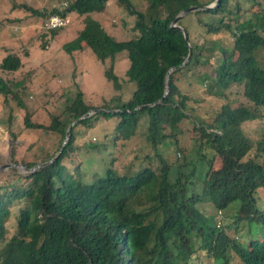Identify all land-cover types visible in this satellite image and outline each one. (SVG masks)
<instances>
[{"label":"trees","instance_id":"1","mask_svg":"<svg viewBox=\"0 0 264 264\" xmlns=\"http://www.w3.org/2000/svg\"><path fill=\"white\" fill-rule=\"evenodd\" d=\"M116 1L135 18L134 38L117 41L90 16L102 13L109 0H63L59 9L38 13L45 19L43 32L52 36L63 27L47 29L50 16L68 24L69 13L83 16L82 29L63 45L64 52L87 48L96 60L104 61L125 51L129 61L125 75L136 90L126 104L113 108L120 112L94 114L74 125L53 163L29 174L15 168L0 173V264H190L194 260L196 264H264V135L252 144L241 126L256 120L259 108L264 113V9L258 0H220L215 9L183 18L192 19L198 32L210 37L209 48L220 54L212 76H203L209 94L224 97L231 84L242 85L244 97L254 107H221L208 123L192 114L187 105L190 97L180 93L175 81L193 65L209 63V58H202L203 44L191 40L182 19L176 25L185 30L187 42L171 27L181 11L203 4L146 0L147 11L141 13L129 0ZM225 36L232 39L231 48L214 41ZM188 44L191 57L169 76V93L163 97L165 74L184 61ZM21 67L20 57L13 54L0 63V70L7 73ZM106 78L113 88L120 87L111 69ZM9 85L0 79V104L13 101L24 111L17 92L23 82L12 83L11 89ZM82 97L77 91L64 116L50 113L46 125L24 112L22 130L59 136L56 150L41 163L58 152L67 126L92 110ZM140 106L146 107L132 113ZM12 112L18 111L11 107ZM141 116L147 119L145 141L154 149L153 157H144L146 162L129 163L127 172L106 165L92 180L79 168L66 167L64 161L78 150L75 139L79 134L86 137L93 122L99 119L105 133L104 124L108 128L115 120L114 132L105 136L126 142L135 135ZM186 120H191L195 138L189 150H182L178 136ZM169 145L173 154L181 152L179 162L163 157L161 149L167 151ZM88 147L99 149L96 142L88 141ZM191 151L196 155L188 159ZM20 165L30 169L36 164Z\"/></svg>","mask_w":264,"mask_h":264},{"label":"rangeland","instance_id":"2","mask_svg":"<svg viewBox=\"0 0 264 264\" xmlns=\"http://www.w3.org/2000/svg\"><path fill=\"white\" fill-rule=\"evenodd\" d=\"M62 1L0 0V63L6 55L13 54L20 57L22 64V67L15 73L0 70V79L10 84V89L12 83L23 82V87L17 92L25 105L24 111L17 109L13 101L10 105L7 104L9 100L6 101V104L1 105L6 111L4 110L0 115V124L6 129L0 130V157H2L0 163H5L8 160V151L11 150L13 151L12 157L10 156L11 161H15L19 165L21 162L41 163L46 154L52 153L54 148L56 150L59 142L58 135L42 131L22 130L18 126L13 127L14 121L19 122L18 117L22 121L23 117L18 115L27 111L31 114L34 122L39 121L46 125L50 121V113L64 116L65 107L75 98L77 91L83 94L82 102L86 107L113 110L116 106L126 104L136 90V85L125 75L129 66L125 51L104 61L96 60L87 48L71 54L64 52L63 45L72 41L78 31L82 29L83 16L71 12L67 15L69 19L67 26L56 29L53 36L50 31L43 32L41 27L45 19L38 13H49L51 9H59ZM129 1L135 11L141 13L147 11L146 0ZM198 1L203 6H209L214 0ZM258 2L264 9V0H258ZM28 7L33 10H28ZM90 16L117 41H125L136 36L131 31L134 16H131L116 0H109L102 13ZM182 20L191 40L203 44L202 58H209V63L195 64L176 76L175 83L180 93L188 95L191 99L187 105L192 108V114L200 116L210 123L221 107L246 106L254 108L244 97L242 85L231 84L224 92V97H214L209 94V84L205 78L203 79V76H212L213 70L220 60V54L209 48L211 46L210 37L200 34L192 19ZM214 41H218L227 48L232 46V39L229 36L222 39L217 37ZM262 56L264 58V52H262ZM110 69L118 77L120 87L117 89L113 88L112 82L106 78V73ZM11 107L15 108L18 113L13 115L12 112L11 115ZM10 116L12 118L11 127H7V119ZM98 121L99 119L93 122L92 128L86 132V137L85 135L81 137L82 135L79 134L75 139L74 144L78 150L70 153V159L64 161L69 170L77 167L86 179L92 180L94 175L105 170L106 165H110L114 170L127 172L129 163L133 161L134 164L143 163L146 162L145 156H154V149L145 141L146 116L140 117L135 135L126 142L113 141V137L105 136V134L114 132L115 120L109 123L110 127L108 128H106L107 124H104L105 133ZM241 126L242 132L249 142L257 143L264 135L262 109L259 108V116L256 120ZM191 129V120H186L181 124L182 134L178 136V140L179 148L182 150H189L192 145L195 132ZM79 131L84 133L83 129ZM9 141L11 142L10 146L8 145ZM88 141L96 142L99 149H90ZM121 145L123 146L121 147ZM166 150L161 149V152L168 162H172L174 159L179 162L181 152L173 154V148L170 145ZM135 155L138 157L137 160L134 159ZM195 155V152L191 151L188 159H192ZM206 155L211 157V152ZM71 161L74 164H71ZM259 204L261 205V203ZM205 210L208 213H213L210 207H205ZM196 263L194 260L190 264Z\"/></svg>","mask_w":264,"mask_h":264},{"label":"water","instance_id":"3","mask_svg":"<svg viewBox=\"0 0 264 264\" xmlns=\"http://www.w3.org/2000/svg\"><path fill=\"white\" fill-rule=\"evenodd\" d=\"M220 3V0H214L213 3L209 6H192V7H189L183 11H181L173 20L172 22V25L171 27L173 28H176L178 29L182 35H183V38L184 40L187 42V34L185 32V30L181 27H178L176 24L179 20L183 19L186 15L190 14V13H193L195 11H199V10H208V9H215ZM191 57V47L190 45L188 44V53H187V56L185 57L184 61L177 67H172L170 68L166 74H165V87H164V94H163V97L167 96L168 93H169V76L174 73L175 71L183 68L184 66H186V64L188 63L189 59ZM161 100H158L156 101L154 104H151V105H148V107H152L154 106L155 104H158ZM146 106H140V107H136L133 111V112H136V111H139L141 110L142 108H144ZM120 112L119 110H105V109H92V110H89L88 112H86L82 117L78 118L77 120L73 121L72 123H70L67 128H66V131H65V135H64V140L61 144V147L60 149L58 150V152L54 155V157L52 159H50L49 161L47 162H44V163H38L36 164L35 166H33L32 168L30 169H27L21 165H18V164H14L12 163L11 161V154L10 152L8 151V160H6L5 163H2L0 164V173L2 172H5L7 171L8 169L10 168H15L18 170L19 173H25V174H29V173H32L36 170H39L41 168H44L45 166H47L48 164H51L53 163L57 158L58 156L60 155L63 147L66 145V143L68 142L69 140V136H70V130L71 128L76 125L77 123H79L80 121L88 118L89 116H92L94 114H98V113H111V114H114V113H118ZM11 142L9 141L8 145L10 146Z\"/></svg>","mask_w":264,"mask_h":264},{"label":"built area","instance_id":"4","mask_svg":"<svg viewBox=\"0 0 264 264\" xmlns=\"http://www.w3.org/2000/svg\"><path fill=\"white\" fill-rule=\"evenodd\" d=\"M68 24L67 20L61 19L57 16H50L45 22V27L47 29H56L59 27H64Z\"/></svg>","mask_w":264,"mask_h":264},{"label":"crops","instance_id":"5","mask_svg":"<svg viewBox=\"0 0 264 264\" xmlns=\"http://www.w3.org/2000/svg\"><path fill=\"white\" fill-rule=\"evenodd\" d=\"M14 73H15V72H14ZM19 96H20V95H19ZM4 110L6 111V109L4 108V106H1V104H0V115L3 114L2 112H3ZM15 110H16V109H15ZM16 111H17V110H16ZM17 113H18V112H17ZM52 114H53V113H52ZM13 115H14V114H13ZM18 116H20V117L22 116V117H23V114L18 115ZM18 119H19V122H18L19 124H18L17 122L14 121L15 124L13 125V127L18 126V128L22 129V127H21V126H22V123H21L22 121L20 120L19 117H18ZM7 120H8V119H7ZM0 122H1V119H0ZM7 123H8V124H7ZM7 123H6L7 127H11V126H10V123H9V122H7ZM5 129H6V127L0 124V130L2 131V130H5ZM8 131H9V130H8ZM11 131H12V130H11ZM11 131H10V132H11ZM28 131H30V130H28ZM4 135H6V134H4ZM0 158L2 159V157H0ZM1 163H2V162H1ZM1 163H0V164H1Z\"/></svg>","mask_w":264,"mask_h":264}]
</instances>
